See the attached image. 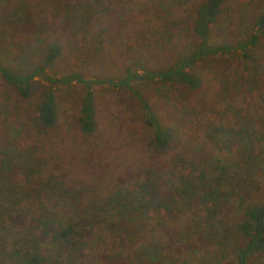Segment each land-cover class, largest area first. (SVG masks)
Segmentation results:
<instances>
[{
    "label": "rangeland",
    "instance_id": "obj_1",
    "mask_svg": "<svg viewBox=\"0 0 264 264\" xmlns=\"http://www.w3.org/2000/svg\"><path fill=\"white\" fill-rule=\"evenodd\" d=\"M202 1L2 0L0 62L24 72L50 44H58L62 54L53 70L78 71L88 80H116L135 62L161 66L193 45L192 15ZM263 3L227 0L213 38L247 40ZM251 61L257 70L244 69L237 54L199 63L203 86L197 92L135 83L175 130L176 142L166 152L151 146L142 110L125 89L92 86L97 132L84 137L77 124L83 85L55 87L59 122L44 130L37 124L42 88L36 86L24 100L0 79V185L7 172L15 170L7 168L9 159L19 155L24 176L16 170L15 183L28 217L47 212L46 219L53 223L57 213L69 217L78 211L93 222L83 228L82 256H74L73 264H229L238 218L234 209L228 212L229 194L219 196L216 220L208 222L198 209L188 215L174 210L167 216L147 212L120 218L103 203L117 190H136L148 177L157 179L156 190L167 191L160 179L164 170L190 171L199 163H211L218 153L224 156L225 148L233 146L232 129L251 127L264 141V38L253 48ZM204 132L213 141L210 136L205 140ZM253 199L264 201V192ZM7 246L0 236V261ZM248 264H264V253Z\"/></svg>",
    "mask_w": 264,
    "mask_h": 264
},
{
    "label": "trees",
    "instance_id": "obj_2",
    "mask_svg": "<svg viewBox=\"0 0 264 264\" xmlns=\"http://www.w3.org/2000/svg\"><path fill=\"white\" fill-rule=\"evenodd\" d=\"M226 1L203 0L196 7L192 15V32L196 41L178 57L171 56L170 61L164 65L153 64L147 67L135 62L134 67H126L116 80H88L78 71L53 70L56 60L62 54V48L58 44H50L36 64L24 72L13 70L0 62V79L24 100L31 98L36 86L42 88L37 124L44 130L54 128L59 122L55 87L83 85L85 92L77 124L84 137H91L97 132V109L92 86L107 84L125 89L142 110L143 124L152 133L151 146L156 151L166 152L176 142L175 130L162 121L149 99L135 87V83L181 86L197 92L203 86V78L197 71L198 64L210 58L234 54L241 56L244 69H258L251 58L253 48L264 38V3L253 21L254 31L247 40H215L213 28L218 23ZM42 82L45 85H41ZM204 133L205 140L209 141V136L212 140L208 132ZM254 133L256 131L251 127H245L243 132L232 129L230 141L234 139L233 146L227 150L225 148L224 156L218 153L211 163H199L190 171H186L185 167L174 169L178 170L175 174L164 170L160 179L163 187L168 188L165 192L164 188L162 192L156 190L155 177H148L136 190H117L109 196L108 202L103 203L105 210L123 218L128 215L143 217L147 212H164L167 216L174 210L188 215L191 211L196 213L198 209L208 222L216 220L219 196L229 194L228 212L234 209L238 214L232 229L236 241L233 261L229 264L251 263L256 256L264 253V201L253 199L264 192V141L255 137ZM177 159L179 163L180 159ZM21 162L24 163L19 155L10 158L7 168L11 166L15 170L7 172L1 180L0 236L8 246L0 264H73L74 256H82L83 228L93 222H86L78 211L69 217L63 215V212L57 213L59 218L53 223L46 219L47 212L39 214L36 219L28 217L22 208L24 199L21 192H18L20 185L15 183L17 172L24 176L21 170L25 167L20 165ZM32 201L36 203L34 199ZM182 205L186 207L180 211ZM176 264L190 263L181 260Z\"/></svg>",
    "mask_w": 264,
    "mask_h": 264
}]
</instances>
